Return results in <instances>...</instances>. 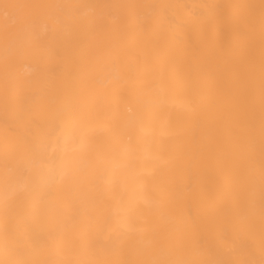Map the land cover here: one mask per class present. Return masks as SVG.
Listing matches in <instances>:
<instances>
[{
  "label": "bare ground",
  "instance_id": "obj_1",
  "mask_svg": "<svg viewBox=\"0 0 264 264\" xmlns=\"http://www.w3.org/2000/svg\"><path fill=\"white\" fill-rule=\"evenodd\" d=\"M0 264H264V0H0Z\"/></svg>",
  "mask_w": 264,
  "mask_h": 264
}]
</instances>
